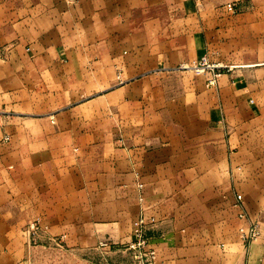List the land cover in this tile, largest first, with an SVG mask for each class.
<instances>
[{"label":"crops","instance_id":"1","mask_svg":"<svg viewBox=\"0 0 264 264\" xmlns=\"http://www.w3.org/2000/svg\"><path fill=\"white\" fill-rule=\"evenodd\" d=\"M209 52L245 63L137 93ZM0 114L3 233L16 203L58 235H125L144 207L154 264H264V0H0Z\"/></svg>","mask_w":264,"mask_h":264},{"label":"rangeland","instance_id":"2","mask_svg":"<svg viewBox=\"0 0 264 264\" xmlns=\"http://www.w3.org/2000/svg\"><path fill=\"white\" fill-rule=\"evenodd\" d=\"M203 57L207 58L209 65L222 66L223 68H220L222 70L231 69L227 73L221 71L222 74H233L245 63L243 58L220 57L212 52ZM200 60L201 57L190 59L182 64L172 63V68L168 70L151 73L150 77L147 75L140 77L135 82L144 85L153 84L161 89L152 92L149 96H146L144 90L137 93L145 100L154 99L152 104L158 105L166 99L177 100L184 95V92L180 90L181 83L202 82V92H204L207 88L206 80L208 79L209 84L213 70L201 68ZM127 77L116 75L112 80H106L105 84L110 86L115 82L120 83ZM163 86L166 90H162ZM92 93V98L99 94L96 90ZM147 97L149 98L146 99ZM98 100L97 98L92 101V112L99 113L100 109L105 107ZM118 144L126 146L122 139L118 141ZM138 186L139 201L143 204L142 186L140 184ZM21 207L19 203L12 204L9 233L7 231L3 233V227L0 226V264H8V262L9 264H154L156 261V250L151 244L150 223L143 213L144 207L141 208L140 216L132 220L131 231L118 236L110 233L99 236L96 231L91 235H58L53 232L52 221L46 212L34 217L30 215V212L29 214L18 212L23 210V207L20 209ZM107 207V217L112 216L115 211L112 208L113 204ZM138 222L141 223L137 225ZM138 227L139 231H137ZM152 251L155 252V259L150 260Z\"/></svg>","mask_w":264,"mask_h":264},{"label":"built area","instance_id":"3","mask_svg":"<svg viewBox=\"0 0 264 264\" xmlns=\"http://www.w3.org/2000/svg\"><path fill=\"white\" fill-rule=\"evenodd\" d=\"M199 64L201 65L200 66L201 68L213 70V76L209 80V85H211V86H215L217 84V78L219 76H221L223 73L221 71H224L226 73L231 71V69L222 70V69H220L222 66H219V65H214V66L209 65L206 57H202L201 60L199 61ZM3 126H4V119H3L2 114H0V129L3 128ZM238 200H239L240 204L242 205V196L241 195H238ZM246 216H247V214L245 212L240 213V217L245 218ZM139 223H141V222H138L137 225H139ZM139 230H140V228L138 227L137 231H139ZM241 232L243 233V239L246 243L252 242L253 240H255L259 236V228L257 225L251 226L247 231L244 228H242ZM149 259L150 260L155 259V252L154 251L151 252Z\"/></svg>","mask_w":264,"mask_h":264}]
</instances>
